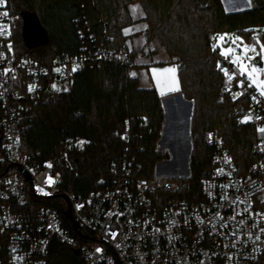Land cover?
I'll return each mask as SVG.
<instances>
[{"label": "built area", "instance_id": "obj_1", "mask_svg": "<svg viewBox=\"0 0 264 264\" xmlns=\"http://www.w3.org/2000/svg\"><path fill=\"white\" fill-rule=\"evenodd\" d=\"M78 34L80 48L73 56L50 63L19 57L7 0L0 3V264H50L54 242L75 249L83 264H264L262 131L245 172L239 171L222 136L204 133L213 168L201 179V203L172 198L156 203L157 193L176 190L175 180L181 177H138L135 157L128 152L112 166L111 183L84 194L67 190L52 166L21 152L26 129L21 122L45 78L53 74V85L70 87L78 73L114 58L129 72L133 67L129 50L115 53L102 47L87 25ZM219 66L233 75L232 80L225 75L220 99L229 97L232 115L264 129V96L228 62L221 60ZM122 136L127 142L134 138L129 125ZM63 144L72 148L75 143L67 137ZM69 208L78 230L67 216Z\"/></svg>", "mask_w": 264, "mask_h": 264}, {"label": "trees", "instance_id": "obj_2", "mask_svg": "<svg viewBox=\"0 0 264 264\" xmlns=\"http://www.w3.org/2000/svg\"><path fill=\"white\" fill-rule=\"evenodd\" d=\"M132 1L136 0H7L12 16L21 18L23 10L37 13L50 37L45 46L27 48L20 19L17 54L41 63L73 56L80 48L78 30L86 25L97 44L115 53L127 50L122 28L130 21L125 15ZM137 1L145 11L147 38L157 37L167 53L177 57L179 91L194 101L192 175L172 199L201 203V179L213 168L211 148L203 138L206 131L223 137L240 172H245L254 158L257 128L232 115L233 100L220 99L226 76L219 66L223 58L213 42L217 34L230 30L250 40L252 31L245 28H264V0H250L251 8L232 13L226 11L222 0ZM54 81L53 74L43 80L40 96L21 122L26 128L21 135L23 154L42 166L50 163L63 177V187L74 193H88L111 183L115 177L112 166L119 164L127 152L135 157L136 176L153 178L154 165L161 159L157 142L164 119L161 96L155 89H140L116 58L101 68L78 73L68 91H55ZM127 125L134 135L130 142L122 136ZM181 135L177 171L161 169L166 176H186L182 172L187 151L183 127ZM67 137L85 143L81 148H66L63 141ZM162 193H157L156 203L165 200L158 199ZM66 208L63 217L70 226ZM77 255L72 247L54 242L50 264H83Z\"/></svg>", "mask_w": 264, "mask_h": 264}, {"label": "crops", "instance_id": "obj_3", "mask_svg": "<svg viewBox=\"0 0 264 264\" xmlns=\"http://www.w3.org/2000/svg\"><path fill=\"white\" fill-rule=\"evenodd\" d=\"M227 12H238L247 9H240L243 0H222ZM238 8V9H237ZM125 15V14H124ZM123 15V16H124ZM129 22L122 28L125 37L126 48L132 53L133 67L130 70L131 77L138 82V87L142 90L155 89L161 96V101L165 113L170 110L173 103L178 102L181 93L179 79L177 78L176 56H170L157 37L150 39L146 36L148 23L145 19V11L139 1H132L126 6V15ZM128 30L127 32L125 30ZM175 68V73L164 71ZM153 69L157 71L153 72ZM164 72V74H162ZM178 89L175 91L173 89ZM175 93H171L174 92ZM169 114H172L169 112ZM182 127V126H181ZM181 127L177 131V140L181 141ZM178 146V144H177ZM179 148V147H178ZM167 152V150H166ZM181 144L178 158L181 156Z\"/></svg>", "mask_w": 264, "mask_h": 264}, {"label": "rangeland", "instance_id": "obj_4", "mask_svg": "<svg viewBox=\"0 0 264 264\" xmlns=\"http://www.w3.org/2000/svg\"><path fill=\"white\" fill-rule=\"evenodd\" d=\"M249 8H251L250 0H243L242 6H240V9H249ZM20 19H21V21L23 23L22 18L12 16V29H13V34H14V36H13L14 44H15V41H17V39H18L17 31L19 30V21H20ZM245 30L252 31L251 32L252 37L250 38V40H248L243 33H240V32L235 31V30L225 31L224 33H221L220 37H218L217 40H216V48L219 51V53H220L221 57L223 58V60L225 62H228L233 67L234 72L239 73V74H240V72H239L238 66L236 64L232 63V60L237 55L244 56L243 63L248 65L249 68L251 66H253V65L258 67V68H264V59L261 58L262 56H264V53H261V55H257V53L260 52V46H259V43H257V40H259L260 43H264V38L262 36V34L264 32V28L262 26H249L248 28H245ZM224 34H227V35H224ZM222 36H223V39H221ZM237 36L241 37V39L243 41V44H246V45H248L250 47L254 46L256 51L253 52V51L250 50L245 55L243 53V51H242L243 45L240 43V41H236L235 43H233V41L235 40V37H237ZM229 48L234 49V51L232 53H228L227 55H222L221 54L222 51H225V50H227ZM248 57H253L254 59L249 60ZM259 62H263V66L262 67L260 66ZM162 74H164V72H162ZM177 75H178V73H177ZM244 76L247 77V74L245 73ZM177 78H178V76H177ZM259 79H264V73H261L259 75ZM178 83H179V81H178ZM250 83L254 86V88L258 92H260L257 89L255 84H253L251 81H250ZM53 88L57 92H65V91H68L70 87H67V86L62 85V84H60V85L57 84V86H55ZM175 91H178V90H175ZM175 91L171 92V93H175ZM161 105H162L163 115H164V119H165V110H164L162 101H161ZM164 119H163V123H162L160 139L162 137V130H163V127H164ZM240 121L243 122V123H251V124H253L249 119H240ZM257 134H258V136L261 134L260 129L259 130L257 129ZM191 136H192V131H191ZM160 139H159V141H160ZM74 143H75L74 144L75 147L81 148L82 145L85 143V141L84 140H77V141H74ZM174 145H175V143L173 144L172 140L167 139V140L163 141L162 144H160L159 147L157 146V151L161 154V159L158 160L155 163V165H154V169H153V172H152V177L153 178H156V175H157V173L155 172V167H156V164L158 162L170 161V160H172L174 158V155H172V147ZM175 147H176V145H175ZM192 147H193V140H192ZM166 150H168V152H166ZM192 151H193V149H192ZM191 158H192V154H191V157L189 159V168H190L189 175L187 177L169 175L170 177H181V178H178V180H175V184L174 185L176 187V190L163 191V193L160 194V196H158L159 200L172 198L173 194L176 191L179 190L182 182L186 181L187 179H189L191 177V175H192ZM46 165H51V164L50 163H46ZM163 175L164 174H162V176Z\"/></svg>", "mask_w": 264, "mask_h": 264}, {"label": "water", "instance_id": "obj_5", "mask_svg": "<svg viewBox=\"0 0 264 264\" xmlns=\"http://www.w3.org/2000/svg\"><path fill=\"white\" fill-rule=\"evenodd\" d=\"M20 16L23 20L22 37L27 48L34 49L49 44L50 42L49 33L42 25L41 20L37 15V13L23 10L21 11ZM259 64L261 67L263 66V62H259ZM169 112L174 115L172 122L169 119ZM193 113H194V101L188 100L185 97L183 98V95H179L178 102L173 103L170 110H168V112L165 113L162 137L159 141V145H160L162 144L163 141L170 139L174 144L177 134V129L181 125H183V138L186 143L187 153H189V157H187L186 155L183 159L185 166L188 167V173L186 174V177L190 173L189 159L191 157L192 149H193L192 136H191ZM164 133H166L167 138H164L163 136ZM172 155H174V158L172 160L163 161L156 165L155 169L157 175H162L160 166H167L166 168H170L171 171H175L177 166V152L175 145L172 147ZM67 216L72 221L74 229L78 230L79 225L75 221L70 208L68 209Z\"/></svg>", "mask_w": 264, "mask_h": 264}, {"label": "snow or ice", "instance_id": "obj_6", "mask_svg": "<svg viewBox=\"0 0 264 264\" xmlns=\"http://www.w3.org/2000/svg\"><path fill=\"white\" fill-rule=\"evenodd\" d=\"M4 2V0H0V3ZM4 15H7V13H4ZM126 32L128 31L127 29L125 30ZM224 35H227V34H224ZM221 39H223V36L221 37ZM236 41H240V43L243 45V48H242V51L243 53L246 55L250 50L255 52L256 49L254 46H248L246 44H243V41L241 39V37L237 36L235 37V40L233 41V43H235ZM257 43H259V46H260V52L257 53V55H261V53H264V43H260L259 40H257ZM9 47V50H11V45L8 46ZM234 51V49L232 48H229L225 51H222V55H227L228 53H232ZM262 59H264V56L261 57ZM243 59H244V56H240V55H237L233 60H232V63L236 64L239 68V72L241 75H244L245 73L247 74V77L248 79L256 85L257 89L260 91V94L262 96H264V79H259V75L261 73H264V68H258L256 66H251L249 68L248 65L244 64L243 63ZM249 60H252L254 59L253 57H248ZM73 71L76 70V67L74 66ZM57 71H59V69H57ZM157 71L156 69H153V72ZM164 71H167V72H172V73H175L176 69L175 68H171V69H165ZM225 75L228 77L229 80H232L233 79V75H229L228 73V70L227 69H223ZM242 84V82H241ZM53 87H55V85H53ZM173 90H178V89H173ZM255 99V97L253 98ZM246 119H249V118H246ZM260 131L264 132V129H260ZM51 165H49L50 167ZM99 251V249H98Z\"/></svg>", "mask_w": 264, "mask_h": 264}, {"label": "bare ground", "instance_id": "obj_7", "mask_svg": "<svg viewBox=\"0 0 264 264\" xmlns=\"http://www.w3.org/2000/svg\"><path fill=\"white\" fill-rule=\"evenodd\" d=\"M174 118V115L173 114H169V119H170V121L172 122V119ZM182 127H183V125H181ZM180 126V127H181ZM179 127V128H180ZM179 128L177 129V131L179 130ZM177 135L178 134H176V138H175V145H176V152H177V160H178V152H179V148H180V142H179V140H177ZM164 138H167V136H166V133H164ZM172 139V138H171ZM177 144H178V146H177ZM179 147V148H178ZM167 152H168V150H167ZM186 155H187V157H189V153H187V151H186ZM185 155V156H186ZM177 166H178V162H177ZM177 166H176V169H175V171H171V169L170 168H166L167 166H160V168L161 169H165V170H169L170 172H176L177 171ZM183 173H188V167L187 166H185V164H184V169H183V171H182ZM161 174H162V171H161ZM163 176H166V175H163ZM183 177H186V176H183Z\"/></svg>", "mask_w": 264, "mask_h": 264}]
</instances>
